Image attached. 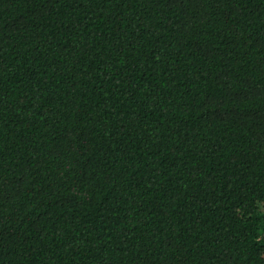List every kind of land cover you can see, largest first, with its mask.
Wrapping results in <instances>:
<instances>
[{
  "label": "trees",
  "instance_id": "16d2710c",
  "mask_svg": "<svg viewBox=\"0 0 264 264\" xmlns=\"http://www.w3.org/2000/svg\"><path fill=\"white\" fill-rule=\"evenodd\" d=\"M0 264H264V0H0Z\"/></svg>",
  "mask_w": 264,
  "mask_h": 264
}]
</instances>
